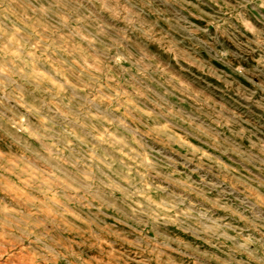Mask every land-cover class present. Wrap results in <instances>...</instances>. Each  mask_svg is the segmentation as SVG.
Here are the masks:
<instances>
[{"label":"clouds","instance_id":"1","mask_svg":"<svg viewBox=\"0 0 264 264\" xmlns=\"http://www.w3.org/2000/svg\"><path fill=\"white\" fill-rule=\"evenodd\" d=\"M188 262L264 264V0H0V264Z\"/></svg>","mask_w":264,"mask_h":264},{"label":"rangeland","instance_id":"2","mask_svg":"<svg viewBox=\"0 0 264 264\" xmlns=\"http://www.w3.org/2000/svg\"><path fill=\"white\" fill-rule=\"evenodd\" d=\"M212 74H219V75H223V71L226 70H221L219 67L213 66L210 69H208ZM188 264H191V262H188Z\"/></svg>","mask_w":264,"mask_h":264}]
</instances>
